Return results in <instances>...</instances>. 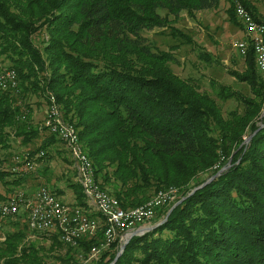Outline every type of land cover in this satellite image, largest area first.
I'll use <instances>...</instances> for the list:
<instances>
[{"label":"trees","instance_id":"1","mask_svg":"<svg viewBox=\"0 0 264 264\" xmlns=\"http://www.w3.org/2000/svg\"><path fill=\"white\" fill-rule=\"evenodd\" d=\"M220 1L0 0V61H8L17 80L15 88L0 89V148L13 154L12 136L30 146L43 135L16 164L39 150L41 158H49L47 149L59 140L42 123L31 124V107L21 101L25 94L41 93L48 102L51 94L76 129L98 184L122 207L140 205L171 186L183 198L162 224L132 236L113 264H264V77L251 44L242 56L244 68L228 70L250 95L219 84L218 98L243 107L224 115L213 97L172 71L177 44L156 50L142 34L169 27L171 35L191 43L173 26L179 14L194 18L195 11L216 8ZM238 1L255 22L263 20L250 0ZM227 3L228 21L243 29L234 3ZM40 31L46 38L38 45L34 36ZM201 56L209 59L206 52ZM247 131L252 135L242 144ZM5 159L0 160V184L6 187L0 202L12 194L10 187L33 177L16 175ZM229 160L223 172L189 194L204 182L196 178ZM67 185L83 195L75 182ZM168 208H160L155 218ZM2 224L9 229L0 231V264H47L48 251L62 246V254L50 257L58 264H78L77 251L86 258L102 240L101 232L81 237L76 249L52 233L46 249L28 239L23 216H0ZM115 254V249L101 251L95 264H109Z\"/></svg>","mask_w":264,"mask_h":264},{"label":"rangeland","instance_id":"2","mask_svg":"<svg viewBox=\"0 0 264 264\" xmlns=\"http://www.w3.org/2000/svg\"><path fill=\"white\" fill-rule=\"evenodd\" d=\"M258 9L261 16L264 17V0H250ZM228 6L227 0H221L220 4L216 8L204 9L195 11L194 18H190L185 11H182L173 26L181 30L184 34H187L191 38V43L181 42L183 41L179 37L171 35L169 27L166 28H155L150 31H143V36L146 38L152 47L156 50H168L170 45L177 44V48L174 50V60L169 63L172 71L182 78L190 79L197 87L203 92H206L213 97L217 103L221 106L224 115L231 110L237 109L242 110V105L234 100L228 99L226 101L221 100L216 95V90L219 84L229 85L231 88L240 91L243 94L250 95V90L245 83L237 81L233 76L228 73L229 69L242 70L244 68L243 57L239 54L238 50L234 47V42L239 40H245V33L243 29L237 25L232 24L228 21L226 8ZM163 13V11H160ZM171 17V16H170ZM46 38L43 31L38 32L34 36V41L39 45L41 39ZM206 52V57L203 58L202 53ZM4 66H8V61H0ZM22 104H29L31 107L30 121L32 125H40L44 116L45 108L47 107V100L42 96L41 93H28L23 97ZM19 96H18V99ZM264 109L261 111L263 112ZM45 133V132H43ZM249 132L244 136L243 143L246 142ZM40 138L35 140V144L30 146H23L19 143L15 136L11 137V151L14 153L4 152L3 148H0V160L6 158L5 163L9 162L10 168L13 170L14 167H18L16 175H25L30 177L29 180L24 181V185L20 187H10L11 193L25 190L34 193L37 187L41 185H47L50 188H59L62 190L60 195L61 199L70 205H74L79 201L86 202L87 199L82 195L80 196L78 191H74L67 184L68 182H74V176L71 168V159L69 150L67 147L58 141V143L49 146L47 151H50L49 158L43 157L37 161L36 167L31 171L24 169L23 163L17 165L18 160L20 161L24 154L25 148L30 147L31 149L39 145ZM20 153H17L19 152ZM17 154V156L15 155ZM10 156H13L9 158ZM10 160V161H9ZM223 160V159H221ZM224 164L221 163L220 167ZM212 174L211 171L201 174L200 177L195 179V182L199 180H207ZM24 176V177H25ZM35 176V178H34ZM33 180V181H32ZM78 185V189L80 190ZM6 187L0 184V192L5 193ZM112 192V188H108ZM154 218L148 225L151 227L154 224ZM8 230V225H1L0 231ZM37 235V234H33ZM34 236L28 237L29 240L36 242L43 248L50 246V241L47 237L36 238ZM66 247H58L53 251H48L49 258L46 259L47 264H58L50 256L56 254H62ZM47 252V251H46ZM51 254V255H50ZM81 254L76 253L75 257L78 264H93L87 261V257L80 256Z\"/></svg>","mask_w":264,"mask_h":264},{"label":"bare ground","instance_id":"3","mask_svg":"<svg viewBox=\"0 0 264 264\" xmlns=\"http://www.w3.org/2000/svg\"><path fill=\"white\" fill-rule=\"evenodd\" d=\"M243 17H251L250 13L246 9H243ZM258 23H260L261 26L264 27V18L261 22H258ZM243 29H244V27H243ZM248 44H251L250 38H248V36L245 37V40H240V46L242 47V52H243V54L239 53L241 56H243L246 53V49L248 47ZM258 48H259V51H262V54L264 56V30H263V32H260V34H259ZM256 68L261 73V66H256ZM0 69L10 70V73L13 77V79H6L3 83V87H0V89L6 90V89L14 88V82H17L15 71L8 66L4 67L1 63H0ZM261 75H262V73H261ZM262 76L264 77V75H262ZM16 85H17V83H15V87H16ZM49 98H52L54 106L59 107V105L55 102L53 95L50 94ZM263 109H264V106H263L262 110ZM44 117H45V122H50V126H51V128H53L54 133H63V125H64V129L66 130V133H68L70 135L71 142H74L75 146L78 147V154L80 155L81 162L88 165V167H89V184L92 185L94 191H96V193L105 194L106 200L110 201L111 206L114 207V211H118L121 215L131 214L132 207H130V208L122 207L120 202L118 201V199L115 196H113V194L109 193L106 189L102 188L98 184V182L95 178L93 164L90 161L86 151L84 150V147L82 146L81 141L79 140L78 133H77L76 129L74 128V126L70 122H68L66 119H64L62 112H61V109L59 108V118L52 117V106H48V104H47V107L45 108V111H44ZM260 119L261 120L264 119V116L261 118V114H260ZM60 121L63 122V125L61 124ZM261 123L262 122L259 121L260 126H261ZM50 134H52V133H50ZM59 142L63 143L67 147V149L69 150L70 159H71V168H72V172H73V176H74V182L81 187V190L83 192V196L87 199V201L85 202L84 206H81L77 203H75L74 205H70V204L66 203L64 200H62L60 195H57L56 192L47 185H43V193H47L48 198L54 199L55 206L57 209L56 221H64V217H65V220H72V219H74V215H75V218L84 217V222H88V223H80L79 224V231H73L72 233H70V238H69V230H67V228H63L62 226H58V223H51V227H46V229H44L45 211H38V214L35 215V221H32L33 212L37 206V194L39 191V187H37V189L34 191V193H31L30 191H28L27 196H24V203H23V209H22V216L24 217V219L27 223V226H28L29 231L31 233L30 236H34L33 234H37V235H42V236L47 237V236L51 235L52 233H57L59 240L63 244H65V245L67 244V245L74 247V248L76 247V249H77V242H75V240H78L80 237H84V236L89 237V236L94 235L95 233L98 234V232H101V236H102L101 241H104V245H103L104 247H103V249H101V251L103 252V251H106L109 249H115L116 250L115 256L117 254H121L123 250L121 251L120 249L114 248V243L111 242L108 245L105 244V242H106L105 234L109 230V215H108V213H105L98 206L95 205V201L92 197V192H90L88 190V188H86L85 177H83L81 172H79V162H75V150H74L73 146L70 143H68V141H60L59 140ZM246 142H248V141L246 140ZM42 153L44 155V151L39 150L36 154H34L33 158L27 159V157H25L26 158V165H33V162L36 163V165H37V160L43 156ZM22 161L23 160H20V162H22ZM18 162H19V160H18ZM223 164L224 165L222 167H220V165H219V167L217 166L218 167L217 171L222 169L221 172H223L230 165V161H228L227 163H223ZM35 167L36 166H30V170H33ZM17 168L18 167H14L13 170H16ZM195 187H193V188H195ZM193 188L191 189L189 194L193 193L196 190V189L193 190ZM162 190L172 191V190H178V188L171 186L169 188H165ZM162 190H159V191H162ZM23 191H25V190H23ZM13 193H15V192H13ZM178 193H179V195L174 201L169 202L168 204H166L164 206H169V208H170L176 201L180 200V199H178L180 196V191ZM12 194H10L4 201L0 202V216L1 217H8V216L21 217L20 206H14V199H12ZM156 195H158V192H156L150 199H148L147 201H145L144 203H142L140 205H148L149 203H151V200L154 199V197H156ZM137 206H139V205H137ZM137 206H135V207H137ZM164 206H162V207H164ZM162 207H160V208H162ZM160 208H158V207L155 208V210H154V211H156L155 215ZM169 208H168V210H169ZM65 210L67 211V213H65ZM155 215L152 217V219H150L148 222L144 223L142 226L139 227L140 230L143 229V232H141L138 235H142L145 232H147L146 231L147 227H151L148 224L155 218ZM164 217H165V215L163 217L155 220L153 226L155 224L159 223L160 221H163ZM98 222H101V223L98 224ZM36 224H37V226H36ZM89 225H91V230H89ZM157 226H155V227H157ZM155 227H153L152 229H154ZM31 228H33V231H31ZM65 241H67V242H65ZM125 241H127V238H126V240H124L121 243V246L125 243ZM100 244H101V242L99 243V245ZM111 247H113V248H111ZM101 251L99 252L98 256L96 257L95 255H93V254H95V245L92 246L90 248V250L88 251L87 261L95 264V262L98 261V259L100 258L99 255H100Z\"/></svg>","mask_w":264,"mask_h":264},{"label":"built area","instance_id":"4","mask_svg":"<svg viewBox=\"0 0 264 264\" xmlns=\"http://www.w3.org/2000/svg\"><path fill=\"white\" fill-rule=\"evenodd\" d=\"M231 1L234 3V12L236 17L244 27L243 32L245 33V36H248V38H250V43L255 54V64L256 66H261V73L262 75H264V56L262 54V51H259L258 48L259 34L260 32H263L264 27H262L260 23L255 22L252 17H243V9L245 8L238 0ZM234 47L238 50L239 53L243 54L242 47L240 46V40L234 42ZM6 79H13L10 70L0 69V87H3V83ZM15 83L17 82H14V88ZM48 106H52V117L59 118L60 107L53 105L52 98H49ZM61 124L63 125V122H61ZM41 125L49 133L54 134L60 141H68V143L73 146L75 150V162H79V172H81L82 176L85 177L86 188H88V190L92 192V197L95 201V205L109 215V230L105 234L106 245L112 242L114 243V247L116 249H120L121 243L126 240V238H128V236L132 232H134L135 230H140V226L152 219V217L155 215L156 211L154 210L156 207L160 208L168 204L169 202L174 201L178 197L179 189L172 191H158V195H156V197H154V199H152L151 203H149L148 205H139L137 207H132L131 214L121 215L118 211H114V207L111 206L110 201L106 200L105 194L96 193L92 185L89 184V167L88 165L81 162L80 155L78 154V147L75 146L74 142H71L70 135L66 133L64 125L63 133H54L53 128H51L50 126V122H45L44 116ZM23 165L24 169L28 171L30 170V166H36V163L33 162V165H26L25 158V162ZM24 196H27V192L23 190L16 191L12 194V199H14V206H20L21 216ZM38 211H45L44 229H46V227H51V223H58V226H62L63 228H67V230H69V238L70 233H72L73 231H79L80 223H88L84 222V217L75 218V215L74 219L72 220H65L64 217V221H56L57 209L54 199L48 198L47 193H43V185L39 186V191L37 194V206L36 209H34L32 221H35V215L38 214ZM65 213H67L66 210ZM99 223L101 222H98V224ZM89 230H91V225H89ZM31 231H33V228H31ZM75 242H78V240H75ZM103 245L104 241H101V244L98 246L95 245V254L93 255L97 257L101 249H103Z\"/></svg>","mask_w":264,"mask_h":264},{"label":"water","instance_id":"5","mask_svg":"<svg viewBox=\"0 0 264 264\" xmlns=\"http://www.w3.org/2000/svg\"><path fill=\"white\" fill-rule=\"evenodd\" d=\"M263 116H264V111L261 113V118H262ZM261 125H263V124L261 123ZM251 135H252V134H251ZM251 135L248 136V138H246L247 141H249ZM229 161H230V160H229ZM221 171H222V169H220L219 171H217V172H215L214 174H212L207 180H205V181L202 182L200 185H198V186H196L195 188H193V190L198 189V188L202 187L204 184H206V183H208L209 181H211L213 178H215L216 176H218V175L221 173ZM193 190H192V191H193ZM182 199H183V198H181L180 200L176 201V202H175V203L169 208V210H168V211L166 212V214H165V217H164L163 221H160L159 223L155 224V225L152 226V227H147V230H146V231H149V230H151L153 227H155V226L161 224L162 222H164V221L167 219V217H168L169 213L171 212V210H172L175 206H177V205L181 202ZM141 230H142V231H141ZM141 230H140V231H139V230H135L134 232H132V233L128 236L127 241H125V243L121 246L120 250L122 251V250L124 249L126 243L128 242V240H129L132 236H134V235H138V234H140L141 232H143V229H141ZM119 255H120V254H117V255L115 256V258L113 259V261H112L110 264H113L114 261L118 258Z\"/></svg>","mask_w":264,"mask_h":264}]
</instances>
